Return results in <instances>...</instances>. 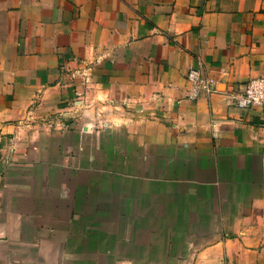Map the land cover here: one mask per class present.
<instances>
[{"label":"crops","instance_id":"crops-1","mask_svg":"<svg viewBox=\"0 0 264 264\" xmlns=\"http://www.w3.org/2000/svg\"><path fill=\"white\" fill-rule=\"evenodd\" d=\"M258 77L264 0H0V264H264Z\"/></svg>","mask_w":264,"mask_h":264},{"label":"built area","instance_id":"built-area-1","mask_svg":"<svg viewBox=\"0 0 264 264\" xmlns=\"http://www.w3.org/2000/svg\"><path fill=\"white\" fill-rule=\"evenodd\" d=\"M81 63L78 65V67ZM91 67L86 64L81 65L74 70H68L67 75L71 82L77 79L81 80L83 86H87L90 81ZM185 81L187 83L188 95L187 98L195 100L200 92L207 94L216 93V81L208 76L204 71L202 65L190 68L185 74ZM243 90L235 96H231V104L239 109H249L254 106L264 104V77L252 78L243 86ZM106 126V124H104Z\"/></svg>","mask_w":264,"mask_h":264}]
</instances>
